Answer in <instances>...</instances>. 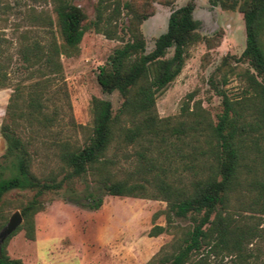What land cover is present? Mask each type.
<instances>
[{"label":"trees","instance_id":"16d2710c","mask_svg":"<svg viewBox=\"0 0 264 264\" xmlns=\"http://www.w3.org/2000/svg\"><path fill=\"white\" fill-rule=\"evenodd\" d=\"M110 3L111 11L104 14ZM210 4L241 14L244 47L238 60L254 72L246 74L251 91L247 104L238 105L219 94L222 109L215 123L198 103L189 110L190 93L174 117L159 118L154 107L156 94L179 73L189 47L207 44L193 17V0L170 9L165 30L155 37L149 51L138 30L149 14L123 3L132 18L118 27L117 0H97L94 18L88 22L69 0H51L60 42L47 15L32 17L45 28L44 36L32 28L19 32L14 41L0 35V89H10L0 122L5 143L0 154V229L7 221L5 195L31 192L15 207L21 223L0 242V264H23L8 255L9 238L23 230L24 238L32 240L33 218L45 207L43 197L62 187L70 193L67 201L92 210L100 206L103 195L164 201L165 224L153 225L148 234L182 230L143 264H209L208 258L219 254L244 259L243 244L257 234L235 218L228 203L232 194L253 184L264 188V162H255L263 159L256 152L264 137V0H210ZM89 28L121 43L95 75L101 93L115 91L120 103L112 112L108 99L92 96L86 128L73 124L60 56L76 55ZM247 116L251 118L246 120ZM76 127L84 132L81 141L73 137ZM178 144L188 148L183 156L190 161L181 164L186 172L182 179L172 177L175 168L167 162L170 148H180ZM128 147L132 149L129 154ZM261 149L259 154L264 145ZM119 153L128 159L129 169H121ZM33 162H40L37 173L31 170ZM43 162L59 166L46 169ZM78 178L103 193L72 195ZM177 218H188L186 227L175 225Z\"/></svg>","mask_w":264,"mask_h":264},{"label":"rangeland","instance_id":"374dc122","mask_svg":"<svg viewBox=\"0 0 264 264\" xmlns=\"http://www.w3.org/2000/svg\"><path fill=\"white\" fill-rule=\"evenodd\" d=\"M96 1L69 0L82 10L85 22L93 20ZM186 1L117 0L120 12L116 21L118 27H123L132 18L131 12L122 7L123 3L138 13L149 14L138 25L145 51H149L155 37L165 30L170 9ZM193 2V17L199 22L198 32L207 38V44L198 42L189 47L179 73L156 94L154 107L159 118L174 117L180 110L181 102L190 93L192 96L188 101L189 110L193 109L194 103H198L211 122L215 123L222 109L219 94H224L229 101L238 105L247 104L246 99L251 91L246 74L254 72L246 63L238 60L244 47L241 14L237 10L213 6L210 0ZM111 7L110 3L104 14H109ZM42 15L50 18L51 30L55 39L60 42L51 0H0V35L14 41L19 32L32 28L39 36H44L45 28L40 26L39 21L32 19ZM120 44L119 40L107 39L89 28L81 37L76 55L60 56L64 88L74 125L86 128L90 126L89 108L92 96L108 99L112 112L117 109L119 95L115 91L110 94L101 93L95 75L97 68L106 62L108 55ZM169 54L170 52L167 55ZM9 92V88L0 89V122ZM250 118L247 116L246 120ZM67 128L62 126V130ZM83 133V130L76 127L73 137L81 141ZM178 145L180 148H170L171 157L167 161L175 168L172 173L174 179L183 178L186 172L182 171L181 164L190 162L183 156L188 148ZM263 145L264 137L258 142L260 152ZM4 147L5 143L0 136V154ZM131 150L129 147L125 149L127 154ZM260 152H256V156L262 155L263 159L255 162H264V152L259 154ZM117 159L122 170L129 169L128 159L120 153ZM43 163L46 169L59 166L58 162ZM40 166V162H33L31 170L37 173ZM60 176L61 174L57 178ZM65 190L62 187L43 197L45 207L33 218L32 240L24 238L23 230L9 238L6 250L10 257L21 259L23 264H143L182 230L176 228L155 236L148 234L153 225L165 224L162 213L165 202L162 200L103 195L100 206L92 210L67 201L65 196L70 193ZM86 192L103 193V190L87 180L75 179L72 195L81 197ZM30 195L31 192L28 191H13L5 195L7 203L3 206V211L7 213V219L12 212L18 211L15 208L18 202L24 203ZM228 210L233 211L240 223L253 227L257 235L248 244H243V260L232 255L219 254L209 257V264H239V261L241 264H264V188L253 184L248 190L243 189L232 194ZM188 221V218H177L174 223L184 228Z\"/></svg>","mask_w":264,"mask_h":264},{"label":"water","instance_id":"95a60500","mask_svg":"<svg viewBox=\"0 0 264 264\" xmlns=\"http://www.w3.org/2000/svg\"><path fill=\"white\" fill-rule=\"evenodd\" d=\"M21 223V216L17 210L12 212L4 226L0 229V242L11 234Z\"/></svg>","mask_w":264,"mask_h":264}]
</instances>
